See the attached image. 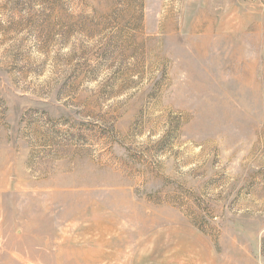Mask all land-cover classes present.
<instances>
[{
    "label": "rangeland",
    "instance_id": "1",
    "mask_svg": "<svg viewBox=\"0 0 264 264\" xmlns=\"http://www.w3.org/2000/svg\"><path fill=\"white\" fill-rule=\"evenodd\" d=\"M0 264H264V0H0Z\"/></svg>",
    "mask_w": 264,
    "mask_h": 264
}]
</instances>
